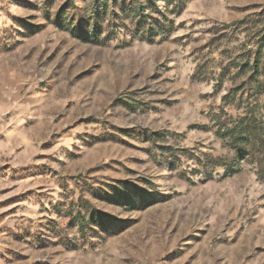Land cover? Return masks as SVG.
Returning a JSON list of instances; mask_svg holds the SVG:
<instances>
[{
    "label": "rangeland",
    "instance_id": "obj_1",
    "mask_svg": "<svg viewBox=\"0 0 264 264\" xmlns=\"http://www.w3.org/2000/svg\"><path fill=\"white\" fill-rule=\"evenodd\" d=\"M0 264H264V0H0Z\"/></svg>",
    "mask_w": 264,
    "mask_h": 264
},
{
    "label": "trees",
    "instance_id": "obj_2",
    "mask_svg": "<svg viewBox=\"0 0 264 264\" xmlns=\"http://www.w3.org/2000/svg\"><path fill=\"white\" fill-rule=\"evenodd\" d=\"M253 128V127H252ZM254 129V128H253ZM251 128H249L248 126L243 127V126H238L233 130V136L231 137V140H233V142H236L237 140H244L246 141V145H251V148H254L257 146L256 141L254 143H252V131ZM248 146L246 147V149H248L250 151V149L248 148ZM254 150V149H251ZM239 152H237V155Z\"/></svg>",
    "mask_w": 264,
    "mask_h": 264
}]
</instances>
